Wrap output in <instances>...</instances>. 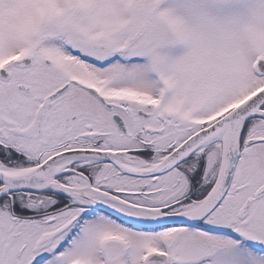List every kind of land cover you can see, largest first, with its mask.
<instances>
[{
    "label": "snow or ice",
    "instance_id": "1",
    "mask_svg": "<svg viewBox=\"0 0 264 264\" xmlns=\"http://www.w3.org/2000/svg\"><path fill=\"white\" fill-rule=\"evenodd\" d=\"M0 264H264V0H0Z\"/></svg>",
    "mask_w": 264,
    "mask_h": 264
}]
</instances>
